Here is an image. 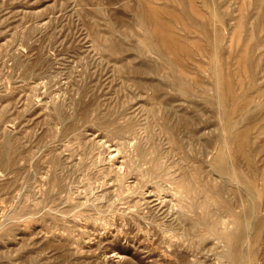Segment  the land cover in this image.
<instances>
[{
	"label": "rangeland",
	"instance_id": "rangeland-1",
	"mask_svg": "<svg viewBox=\"0 0 264 264\" xmlns=\"http://www.w3.org/2000/svg\"><path fill=\"white\" fill-rule=\"evenodd\" d=\"M232 257L264 264V0H0V264Z\"/></svg>",
	"mask_w": 264,
	"mask_h": 264
},
{
	"label": "bare ground",
	"instance_id": "bare-ground-1",
	"mask_svg": "<svg viewBox=\"0 0 264 264\" xmlns=\"http://www.w3.org/2000/svg\"><path fill=\"white\" fill-rule=\"evenodd\" d=\"M260 3H261V2H260ZM143 15H144V14H143ZM145 15H146V14H145ZM171 15L173 16V14H171ZM171 15H170V16H171ZM172 16H171V17H172ZM147 19H148V18H147ZM154 21H155V20H154ZM154 21L152 20V22H154ZM159 21H160V20H159ZM161 21H163V20H161ZM147 23H148V22H147ZM161 23H163V22H161ZM148 24H149V23H148ZM152 27H154V26L152 25ZM155 30H156V29H155ZM153 35H154V33H153ZM164 36H165V35H164ZM160 39H161V36H160ZM172 41H173V38H172ZM107 42H108V41H107ZM146 43H147V42H146ZM116 46H117V45H116ZM183 48H184V47H183ZM183 48H181V49H183ZM111 50H112V49H111ZM214 73H215V72H214ZM216 90H217V89H216ZM229 90H230V89H229ZM217 100H218V99H217ZM234 136H235V134H234ZM232 137H233V136H231V138H232ZM233 139H234V137H233ZM246 140H247V139H246ZM242 141H243V139H242ZM238 142H239V143L237 144V147H238L239 145H241V147H242L243 142L241 143L240 140H239ZM222 143H223V142H222ZM224 143H225V142H224ZM245 143H246V142H245ZM222 146H223V145H222ZM258 146H259V145H258ZM226 147H227V146H226ZM241 147L239 146L238 149H240ZM222 148H223V147H222ZM227 148H228V147H227ZM227 148H226V150H227ZM224 150H225V149H224ZM226 150H225V151H226ZM241 150H242V149H241ZM228 157H229V155H228ZM230 158H231V157H230ZM229 160H230V159L228 158V161H229ZM223 161H225V160H223ZM228 161H227V162H228ZM225 162H226V161H225ZM229 162L231 163V161H229ZM225 164H226V163H225ZM231 164H232V163H231ZM223 165H224V164H223ZM226 165H227V164H226ZM209 167H210V166H209ZM221 167H222V166H221ZM225 168L227 169V167H225ZM225 168H224V170H226ZM228 168H229V167H228ZM230 168H231V167H230ZM231 169H232V168H231ZM227 171H228V170H227ZM229 171H230V170H229ZM225 172H226V171H225ZM226 174H227V172H226ZM229 175H230V174H229ZM226 177H227V176H226ZM250 200H251V199H250ZM251 208H252V207H251ZM254 209H255V207L253 208V210H254ZM253 213H254V212H253ZM253 213H252V214H253ZM249 219H250V218H248L247 220H249ZM254 220H255V219H254ZM256 221H258V219H257ZM256 221H255V222H256ZM258 227H259V225H258ZM255 230H257V229H255ZM257 231H259V229H258ZM257 231H256V232H257ZM253 234H254V232H253ZM255 234H256V233H255ZM231 243H232V242H231ZM237 244H238V243H237ZM239 244H240V243H239ZM239 244H238V246H239ZM235 245H236V244H235ZM231 246H232V245H231ZM238 246H237V247H238ZM244 246H245V245H244ZM234 247H235V246H234ZM241 247H242V246H241ZM232 248H233V247H232ZM235 248H236V247H235ZM230 249H231V247H230ZM240 249H241V248H240ZM238 250H239V249H238ZM238 250H237V251H238ZM228 251H229V250H228ZM232 251H233V250H232ZM239 251H240V250H239ZM228 253H229V256H230V252H228ZM231 253H232V252H231ZM238 254L242 255V252L240 251V253H238ZM226 255H227V253H226ZM231 255H232V254H231ZM240 257H241V256H240ZM229 258H230V257H229ZM242 258H243V257H242ZM231 260H233V257H232ZM235 260H237L238 263H239L240 258H239V260H238V258L235 259ZM244 260H245V258H244ZM244 260H243V261H244ZM233 261H234V260H233ZM234 262H235V261H234ZM234 262H233V263H234ZM245 262H246V260H245ZM235 263H236V262H235ZM248 263H249V262H248ZM236 264H237V263H236ZM244 264H245V263H244ZM246 264H247V262H246ZM249 264H250V263H249Z\"/></svg>",
	"mask_w": 264,
	"mask_h": 264
}]
</instances>
